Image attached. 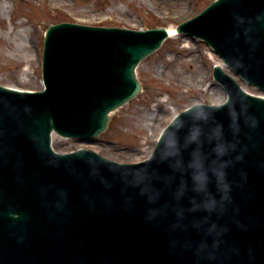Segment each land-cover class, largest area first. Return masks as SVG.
<instances>
[{
    "label": "water",
    "instance_id": "1",
    "mask_svg": "<svg viewBox=\"0 0 264 264\" xmlns=\"http://www.w3.org/2000/svg\"><path fill=\"white\" fill-rule=\"evenodd\" d=\"M199 9L185 18L180 19V21L193 16ZM256 12L259 13L258 10H256ZM251 13L247 11L245 15L248 19L252 20ZM254 17L257 16L254 15ZM123 26L130 27L131 25ZM214 32L216 34L214 37L217 38V41L225 45V35L221 33L218 34L217 31ZM242 36H244V34H242ZM61 45L65 53V62L63 64L58 54L56 62L57 65L63 64V72L62 75L54 79V81L58 83L55 89H59L60 93L63 95L62 100L64 105H69L76 111L78 116L81 97L70 92V82L73 81L71 78L72 74L66 72L68 55H72L70 51L71 47L63 43H61ZM109 54V56L113 57L116 61L125 63L133 53H131L130 56V52L126 53L125 50L110 49ZM143 54L144 52L137 54L134 59H132V63L139 60ZM100 56L101 55L97 54L92 47L88 46L87 58L98 60ZM103 60L104 62L98 63L97 66L100 65L103 68H107L108 62L110 67V59L104 57ZM111 65H113L114 69L117 68L116 63L112 62V60ZM113 68L110 67L112 75L110 78L107 76V83L113 84V87L115 85V87L122 88V91L123 89L128 91L127 85H124L126 83L124 75L125 68L122 66L118 68L117 72L120 74V80H117L113 75ZM94 72L98 79L102 80L100 73L97 72L96 64ZM29 86L40 87V85ZM89 87V83L87 84L84 82L82 85V88L86 92L92 91ZM129 89L131 90L132 86H129ZM114 91L116 93L117 89H114ZM53 92L58 93L55 90H53ZM3 97H6V93L0 95V98H2L0 99L1 103L6 104L8 100L3 99ZM58 97L61 100L60 95ZM114 97L116 100H119L122 95ZM6 105H8V103ZM97 106L98 109L94 108L91 110L94 120L92 118L88 123L91 125L93 124V128L98 123L102 124V122H105L104 112L110 104L106 103L105 105L100 103ZM204 111H207V109L201 107L190 110L183 117L182 122L178 123L176 126L170 127L168 132H166L165 139L170 138L173 140V142L170 143L171 147H175L182 152L185 151L182 146L184 144L188 145V162L184 167H179L175 172L173 169L174 157H170L164 153L162 154L164 159H161L162 157L160 158L161 160L157 159L160 167H157L156 164L150 165L149 174H154L152 180H156L158 184L162 186L160 189V196H158L157 192L154 195L151 194L149 199L154 200L158 198V200H161L164 196L166 197L157 207H144L142 212L143 217L138 219L141 223L143 219L144 223H142V225L139 222H129L125 225L127 228H131L133 225L136 226L131 229L135 233H130L129 235L124 232L115 235V229L106 227V224L101 221L103 216H99L95 211L89 210L87 214L77 211H67L61 206V203L50 200V194L54 192V188L58 191L61 190L59 187L54 186L55 183H62L60 181V172L53 169L57 161H53L49 156L40 157L36 154L35 158L30 156L37 160L35 164L27 167L23 171L18 168L25 163L22 159L23 157L32 155V152H29V148L34 147L33 141L30 139L24 141L23 145L28 151L23 152L21 159L17 157L15 150L8 147L16 141L12 140L11 142H7L6 147L1 143L0 166H2V168L0 167V178L7 175V171L16 169L19 173V177L23 176L28 178L30 184L33 180L36 181V183L33 184L34 189L39 188L41 192H43V189L47 188L50 194L49 196L46 194L38 196L40 193L37 192L36 196H33L31 185L22 177L19 180V188H22L25 193L23 202L32 200L31 203L36 206L32 205V216L29 212V206H27V211H23L25 218L21 220V216L14 217L10 215L11 211L20 209L18 205L12 203L11 206L6 209V201H8L11 195H8V190L6 191L8 185L0 182V264L34 263V258H41L51 250L55 252L56 249L60 251L61 255L65 252L68 253L71 264H133V258L139 255L142 256V260H144L146 264H175L171 257L173 250L175 248L178 249L180 244L188 247L189 242L187 236L192 234L206 241H211L214 237L218 238L223 248V253L220 255L221 264H264V125L252 137L247 128H243L244 124L240 123V128L237 129L238 133L234 138L239 141L247 138L253 140L249 143L251 147H243L240 142H237L238 149L232 146L231 141H233V139L224 132V115L218 110L213 111V109H211L208 112L210 114L206 117V112ZM33 113L35 114L36 112ZM49 113L52 115L46 118L52 119L51 117H53L52 122L57 123L52 111L44 110L42 113L38 114V117H43ZM251 114H255V112L251 111ZM38 119L41 121L40 118ZM76 124L77 121L73 123V125ZM81 125H84V123H81ZM40 128L45 134L44 125ZM21 131L23 132V129ZM22 132L19 133L22 134ZM193 135L196 136L195 139L192 138ZM161 145L164 146L162 149L164 150L165 142ZM218 145L225 146L223 154L217 151ZM169 151H171L170 148ZM118 158L129 160L139 159L128 157ZM196 159L202 162L203 168L206 170L208 176L207 187L203 190L197 188L193 176L196 171L194 167V161ZM163 164L169 165L168 170L161 168ZM220 170L224 172V181L229 185L226 196L225 190L221 187L218 179L217 173ZM46 174L48 175L46 176ZM15 175L17 176L18 174ZM244 176H246V178ZM248 177H250L251 180H248ZM40 181L44 184L43 187L38 186V182ZM12 189L14 188L12 187ZM173 189L178 193L176 200H173L175 197L172 198L170 194H167ZM241 191L244 192V196L250 193L248 196L253 197L254 201L247 200L248 204L246 206L240 203L236 205V202L243 197ZM62 195L67 198L65 194L62 193ZM35 199H37V201ZM213 199L215 200V205L211 208L206 207L205 203ZM40 201H49L50 204ZM109 203L110 204L107 206L104 205L106 211L107 209L110 211L113 209L111 202ZM165 208L166 210H164ZM156 209H159V211L156 212ZM125 211L124 209L120 210L121 216L125 215ZM4 214L12 218H17L15 220H21L19 224H15V228L17 230L16 236L20 237L23 244L18 243L17 245H13L5 243V233L10 227L3 219ZM121 216L115 220L113 218L112 221H118L116 224L124 227ZM30 217L36 220L44 221L48 219L54 221L46 223V227L36 230L34 223L30 221ZM98 224H103L104 228L100 227ZM17 226H19V229ZM112 227H114L113 224ZM255 227L262 230L263 238L259 239V242H256L257 235L251 234ZM141 228L142 231H140ZM62 231H64L63 235ZM245 233L248 237L242 239ZM61 235L63 237H61ZM219 242H210L211 246L215 247L213 248L215 252H217ZM250 244L257 250L251 248ZM81 254L83 256H81ZM260 257H263V261Z\"/></svg>",
    "mask_w": 264,
    "mask_h": 264
},
{
    "label": "rangeland",
    "instance_id": "2",
    "mask_svg": "<svg viewBox=\"0 0 264 264\" xmlns=\"http://www.w3.org/2000/svg\"><path fill=\"white\" fill-rule=\"evenodd\" d=\"M58 8L47 9L54 0H42L46 6L43 22H20L16 25L0 17V82H23L41 85L40 71L36 66L42 52L43 31L56 21L71 20L76 16L84 22L93 21L91 15L114 13L123 25H142L141 17L149 24H177L207 0H55ZM13 3V16L18 11L31 15V8ZM71 2L73 5L65 4ZM95 4V5H92ZM61 7V9H60ZM32 10V9H31ZM33 16V15H32ZM19 24V25H18ZM24 32L26 39L21 37ZM189 46L191 47L190 49ZM216 57L198 40L170 39L155 54L138 67L144 90L123 108L113 113L106 141L92 144L101 152L128 158H141L150 153L151 147L176 111L196 100L218 99V86L214 84L212 67ZM55 142L62 149L80 146L77 141ZM103 142L104 144H102ZM90 146V145H89Z\"/></svg>",
    "mask_w": 264,
    "mask_h": 264
},
{
    "label": "clouds",
    "instance_id": "3",
    "mask_svg": "<svg viewBox=\"0 0 264 264\" xmlns=\"http://www.w3.org/2000/svg\"><path fill=\"white\" fill-rule=\"evenodd\" d=\"M193 139L196 138L195 135L192 137ZM171 147V144L169 141H165V154L166 155H173L175 154L172 151H169V148ZM178 150V149H177ZM217 151L223 154L225 151V146L224 145H218L217 146ZM194 167L196 168V171L194 172V180L196 181V186L198 189H206L207 187V181H208V176L206 170L203 168L202 162L199 159H196L194 161ZM218 179L220 182L221 187L225 190V196L227 195V189L229 188V185L224 181V172L222 170L218 171ZM215 205V200L207 201L205 203V206L208 208H211Z\"/></svg>",
    "mask_w": 264,
    "mask_h": 264
},
{
    "label": "bare ground",
    "instance_id": "4",
    "mask_svg": "<svg viewBox=\"0 0 264 264\" xmlns=\"http://www.w3.org/2000/svg\"><path fill=\"white\" fill-rule=\"evenodd\" d=\"M9 6H10V4H9L8 1L7 2H4V3H1L0 4V10H1V12L6 13L7 11H9ZM169 32H170V36H172L174 38L177 36V30H176V27L175 26H170L169 27ZM20 34H21V37L22 38L26 39V35H25L24 32H21Z\"/></svg>",
    "mask_w": 264,
    "mask_h": 264
}]
</instances>
